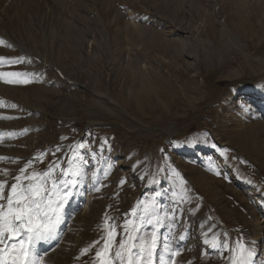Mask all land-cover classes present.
<instances>
[{"label":"rangeland","instance_id":"1","mask_svg":"<svg viewBox=\"0 0 264 264\" xmlns=\"http://www.w3.org/2000/svg\"><path fill=\"white\" fill-rule=\"evenodd\" d=\"M95 1L11 0L7 10L0 1V36L12 45L0 57L22 61L0 72L27 74L0 78V179L10 186L31 155L47 153L29 172L79 156L63 213V236L70 227L75 236L65 264H95L103 241L82 250L105 234V215L118 244L120 226L146 204L166 217L158 264H169L165 245L180 251L176 264H228L229 253L205 243L212 235L232 246L243 237L264 264V0Z\"/></svg>","mask_w":264,"mask_h":264},{"label":"snow or ice","instance_id":"2","mask_svg":"<svg viewBox=\"0 0 264 264\" xmlns=\"http://www.w3.org/2000/svg\"><path fill=\"white\" fill-rule=\"evenodd\" d=\"M4 45L6 42L0 38V46ZM6 46L12 47L10 44ZM6 60L7 58L0 57V64ZM7 62L14 64L22 61L16 59ZM22 75L27 74L0 72V78ZM4 82L29 83L30 81L8 79ZM77 147L84 149L86 146L80 144ZM46 155L47 153H40L27 161L19 169V174L13 177L10 186L7 179H0V264H44L39 245L57 237L64 209L73 198L74 189L79 183L81 172L76 165L79 156L73 153L74 159L68 168L53 163L43 172L34 169L29 172L33 162L42 161ZM5 159L7 158L0 157V161ZM0 172L5 176L8 174L6 169ZM174 174L179 176V173ZM183 185L184 181L181 179V199H187V189ZM132 217L120 226L124 235L117 244L118 226L109 223L112 218L105 215L104 224L101 226L105 234L82 252L87 254L102 240V246L95 252V264H156L159 229L164 226L166 217L159 214L155 205L147 204L142 210L134 211ZM147 226H151V231L147 230ZM180 239L184 237L181 236ZM205 243L213 249H224L229 253L228 264H254V249L250 243L244 242L243 237L235 242V246L225 243L216 235L206 239ZM165 252L169 253V264H176V257L180 255V251L172 250L165 245ZM221 258H224L223 254Z\"/></svg>","mask_w":264,"mask_h":264},{"label":"bare ground","instance_id":"3","mask_svg":"<svg viewBox=\"0 0 264 264\" xmlns=\"http://www.w3.org/2000/svg\"><path fill=\"white\" fill-rule=\"evenodd\" d=\"M2 3H3V5H4V7H3V9L5 8L6 9V7H8L7 6V3L10 1V3H11V0H0ZM14 1H16V0H14ZM61 2V1H60ZM59 2V3H60ZM15 3H17V2H15ZM89 3H93V1L92 0H84V6H86V7H91L90 5H89ZM96 1L94 0V3H93V5L94 6H96ZM2 6V5H1ZM54 9V8H53ZM7 10V9H6ZM93 10H94V8H93ZM95 11V10H94ZM98 11H99V8H97L96 7V12H94L96 15H95V17H93L94 18V21L96 22V24H97V26H98V24H99V26H101L102 27V29L99 27V30L100 31H102L103 33H104V35H105V37H107V39L109 40V43L108 42H106V47L108 48V49H112V44H111V37H110V34L107 32V30L105 31V28L103 29V27H105V22L103 21V17H102V14H99L98 13ZM61 12V11H60ZM18 16V11L16 10V13L14 14V17H17ZM12 19V18H11ZM10 21V20H9ZM16 21V20H15ZM5 20H4V18H3V16L0 14V29L1 28H3L4 26H5ZM30 28L32 27V26H29ZM1 33V32H0ZM36 33H34V35H35ZM9 35V34H8ZM10 37H11V35H10ZM14 40V39H13ZM18 40V39H17ZM78 39H76V41H77ZM81 41V40H80ZM18 42L20 43V45H23L22 43H21V40H18ZM46 43H47V41H45ZM60 42H62V41H60ZM82 43H84V42H82ZM108 43V44H107ZM8 43H6V45H7ZM15 45H18L16 42L14 43ZM6 45H4V46H0V54H3V53H5L6 52V50L7 49H9V48H11V47H7ZM108 45V46H107ZM81 46H84V44H82ZM18 47V46H17ZM19 48H20V46H19ZM28 52H29V50H27ZM31 52V51H30ZM30 52L28 53V55L30 54ZM30 55H32V56H34V57H36V58H38L37 56H35L34 54H30ZM39 59V58H38ZM42 63H43V61H41ZM42 65H44V63L42 64ZM46 67L48 68V69H50L51 70V72L54 70V68L52 67V66H47L46 65ZM61 68V67H60ZM58 70H60L61 71V69H58ZM53 73H55L54 71H53ZM61 73H62V71H61ZM56 74V73H55ZM57 75V74H56ZM6 77V76H5ZM59 78V77H58ZM60 79V78H59ZM62 80V79H61ZM63 81V80H62ZM74 80H71V79H67V80H65L64 82L65 83H67L68 85H70V86H72V85H74ZM24 87V86H23ZM22 89V88H21ZM98 99H100V100H102V102L103 103H108V104H110V105H113L114 106V108L115 109H118V110H121V108L119 107V106H117V104L116 103H114L112 100H110L107 96H104V95H95ZM34 101H35V103L37 102L36 101V99H34ZM64 122H63V121ZM67 120H65V119H61V120H58L57 122H59V123H61V125L59 126V124L58 123H56V125H55V129L57 130V131H59V130H61V128H63V126H64V124L63 123H65ZM89 127L90 126H96L95 125V123H91V124H89L88 125ZM59 127V128H58ZM30 157V156H29ZM12 182H13V180H12ZM64 227H65V221L64 220H62V222H61V224H60V226H59V229H58V234H57V237L55 238V239H53V240H51V241H47V242H43V243H41L40 245H39V251H40V253H41V251L44 249V248H46V247H50V246H52L50 249H52L53 247L54 248H56L57 250L54 252V254L53 255H51V256H46V258H44V262L48 259L49 260V263L50 264H65V263H67V262H72L71 261V259H70V257H71V255H72V253H73V251H74V249H75V236L72 234V231H71V227H70V230H69V232L67 233V235H65V236H63V231H64ZM72 227H73V225H72ZM48 250H46V251H44L42 254H43V256H44V253H46ZM46 255V254H45ZM74 264H76L75 262H74Z\"/></svg>","mask_w":264,"mask_h":264}]
</instances>
